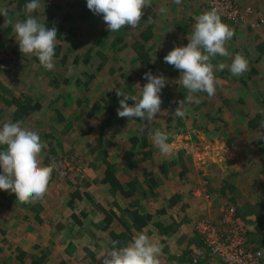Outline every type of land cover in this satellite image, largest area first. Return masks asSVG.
Returning a JSON list of instances; mask_svg holds the SVG:
<instances>
[{
	"label": "rangeland",
	"instance_id": "374dc122",
	"mask_svg": "<svg viewBox=\"0 0 264 264\" xmlns=\"http://www.w3.org/2000/svg\"><path fill=\"white\" fill-rule=\"evenodd\" d=\"M198 1L202 7L200 14L211 10L208 0ZM239 1L264 13V0ZM17 15L21 16L20 12ZM35 18L41 22L40 17ZM222 22L234 30V36L225 47L232 57L236 53L243 54L248 60V70L241 76H233L226 67L219 75L218 68L214 66L218 80L214 97H208L207 93L195 94L200 103L186 105L187 115L184 118L177 117L174 112L177 102L185 99L187 94L179 81L180 71L172 74L173 66L164 62L160 51L148 43L146 47L153 56L155 68L141 62L135 43L139 31L137 27L125 26L119 32H110L109 36H105L102 31L106 29V24L102 15L92 17L91 22L85 23L84 29L80 27L77 36L56 38V45L63 44L61 52L71 50L67 62L54 59V56L51 71L45 70L34 55H22L15 37L12 42L10 35L0 31V47H4L10 57L7 69H0V72L11 69L13 64V80L5 79L12 86V93L6 91L4 95L12 99L23 89L42 90V94L40 91L33 94L34 104L38 107L29 119L30 123L24 127L36 131L47 144L39 159L43 166L53 167L44 197L29 203L39 204V208L43 209L39 215L32 206L16 200L14 194L0 190V264L6 260H12L13 264H37L34 260L42 252L36 244L42 241H45L48 253L41 264H61L63 261L66 264H102L101 257L110 251L108 243L111 236L109 230L102 226L107 216L98 205L114 216L110 229L122 228L119 217L130 219L127 215L130 208L139 209L141 213H156L157 219L153 222H157L160 228L174 223L173 230L167 234H175L172 245L169 244L172 248L163 250L162 256L165 260L163 264H179L181 261L175 263L177 257L172 255L177 248L184 251L193 243L194 235L190 232L195 221L203 213L209 215L207 209L214 206L201 198L196 200L191 197L194 187L200 182L207 180L211 191L231 201L228 195L232 193L226 185L224 195V186L226 182H235L237 191L233 193L237 197L264 204V131L248 125L256 112L264 115V56L258 59L257 50V42L264 41V26L253 29ZM181 33H186L187 37L191 29ZM182 35L179 36L180 41L187 42L188 39ZM71 43L74 47L70 46ZM89 47L94 48L96 58L88 64L82 60L75 64L74 55L84 53ZM59 58L62 57L59 55ZM220 62L230 65L232 59L216 56L211 60V63ZM149 71L154 72L153 75L162 74L166 79L160 93L162 111L151 123L135 117L129 120L118 117L119 101L111 104L116 107L114 112L106 109L104 99L115 95L116 89L139 96L142 89L137 84L142 88L147 83L144 74ZM224 95L228 103L232 101V105L226 104L218 111V106L223 107L221 99ZM212 99L215 101L213 105L210 103ZM127 103L129 106L134 104L131 100ZM4 112L7 117L9 112ZM145 129L165 132L174 154L162 155ZM143 132L146 133V144ZM99 138L101 146H106L108 150L106 155L102 147L96 148ZM179 155L182 156L181 161L178 160ZM65 157L73 162L80 161L81 170L76 169L63 178L56 172V167ZM107 161L113 164L126 190H130L131 183H134L136 190L132 195H124L103 182ZM176 193L184 196L178 203L171 204V196ZM162 208L164 211L160 215L156 209ZM74 215L84 222H77ZM38 216H42L43 220H39ZM259 218L251 215L248 222L253 241L258 242L253 246L264 250V230L258 228ZM60 222L64 225L63 231L56 228ZM153 222L149 224L153 225ZM34 225L40 234L35 232ZM86 226L96 229L91 238L87 237ZM186 228L190 230L186 231ZM76 230L85 234V237L81 234L79 242L70 237ZM44 232L47 238L42 236ZM138 232L134 230L133 236ZM143 232L146 233V230ZM11 245H15L14 252L10 250ZM22 251L25 253L23 256Z\"/></svg>",
	"mask_w": 264,
	"mask_h": 264
},
{
	"label": "clouds",
	"instance_id": "9594fccd",
	"mask_svg": "<svg viewBox=\"0 0 264 264\" xmlns=\"http://www.w3.org/2000/svg\"><path fill=\"white\" fill-rule=\"evenodd\" d=\"M179 5L182 0H173ZM41 7V0H30L24 6L26 19L15 22L8 17L6 8L0 9V16L5 17V24L12 25L15 41L22 55H34L40 65L47 71L54 68L53 58L57 38V28H48L31 15ZM151 7V0H87V8L94 14L102 15L109 32H119L121 28L137 27L144 15L143 9ZM161 14L167 9L161 7ZM151 22L150 17L148 18ZM191 35H188L186 46H174L164 56V62L180 71V84L186 89L185 99L177 102L175 115L184 118L187 115L186 105L200 103L197 93H207L213 97L218 84L211 60L216 56L229 57L230 65L218 64V70L226 67L233 76H241L248 70V60L241 53L234 57L225 47L226 42L234 36V31L222 22L217 8L205 11L194 17ZM147 83L140 89L139 96L116 89L119 100L117 115L120 118H139L151 123L161 113V90L166 85L165 77L153 75L150 71L144 74ZM134 101L129 106L127 101ZM153 145L162 155H173V148L168 143L169 136L160 129H145ZM47 148L36 131L22 127L21 122H5L0 127V190L15 194L21 203H30L33 199H42L47 191L52 166H43L39 155ZM113 242L111 251L101 258L102 264H160L159 256L162 245L155 243L143 231L135 234L126 246L116 247Z\"/></svg>",
	"mask_w": 264,
	"mask_h": 264
},
{
	"label": "crops",
	"instance_id": "0c3cea01",
	"mask_svg": "<svg viewBox=\"0 0 264 264\" xmlns=\"http://www.w3.org/2000/svg\"><path fill=\"white\" fill-rule=\"evenodd\" d=\"M27 2H30V0H17V1L16 0H0V9L6 8L8 11V17L11 18L14 22L16 20H24L26 19V14L23 12V9ZM16 3L19 6H17ZM161 7H165L168 10L166 14L160 13L159 9ZM19 12L21 16L17 15ZM143 12H144L143 17L144 16L146 17L145 19H142L139 22V24L137 25V29L140 31V30H143L145 27H147L146 25L149 23L148 18L150 17L151 22L149 24L152 25L153 38L150 41L143 40L141 41V43L150 44V46H153L154 49L159 50L160 51L159 53L162 54V56L164 57L169 51L173 49L174 46H186L187 45L188 41L187 42L180 41L179 36L180 34H183L182 36L185 37V39H187L188 36L187 37L185 36L186 33H181V31L186 30L189 32V30L192 29V25L195 23L194 17L200 15V12H202V7H200L198 0H182V3L179 5L173 3V0H151V7L144 8ZM31 15L35 17L36 16L40 17L41 23L43 24H45V22L48 21L49 24L51 25L49 28H52L53 26H55L57 29H60L61 26H63V29L75 28L77 30V33L80 27L81 29H84V27L86 26L85 23L91 22L92 17L98 16V14H94L91 10L87 8V0H53V4L51 6L47 5L46 0H41V7L35 12L31 13ZM82 15H85L86 18L84 16L82 17ZM186 23H189L188 27L186 26ZM1 24H2V27H0L1 28L0 31L6 32L8 35H10L9 38L12 41V38L15 37V34L12 31V25L5 24V17L3 16H0V25ZM105 30L108 31L107 25H106ZM189 35H191V33ZM257 43L259 44L264 43V41H260ZM259 44H257V46ZM234 45H235V42H233V46ZM0 46H2L1 43H0ZM3 49L4 47L3 48L0 47V50H3ZM59 55L63 57L64 53L59 51L58 56L56 55L55 56L56 58L54 59H60V61H62V58H59ZM10 67L11 69L0 72V127H2L3 123L5 122H8V121L17 122L18 121V120H15V117H14L15 115L14 113L17 108L16 99L21 98V97H26V96H31L33 98L35 97L33 94H37L38 91H40L42 94L41 89L35 92L29 91L30 89L28 90L23 89L22 90L23 92L14 96L12 99H8L5 96L6 91H8L11 94L12 86L9 85L7 81H5V79H8V81L13 80L12 79L13 75L11 73L13 70V64L12 66L10 65ZM171 71H172V67H171ZM7 76H11V77H7ZM56 84L59 85L57 81H56ZM43 99L44 97L41 99L42 100L41 103H43ZM4 111L9 112L7 117ZM34 112L30 115L25 116L24 119L19 121L21 122L22 127H24L26 123L28 124L30 123L29 119L33 117L32 115L34 114ZM11 113L13 114L12 116L9 115ZM193 196L191 197L196 200L200 199L196 196L194 197ZM217 197H219L218 194H217ZM158 210L159 209H156L157 213H158ZM153 219L154 220L157 219L156 213L153 214ZM156 224H157L156 222H153V225H150V224L147 225L142 231L146 230V234L148 236H151V239L153 242L159 243L162 245V253L159 256V261H160V264H163V262H165L162 256L164 254L163 250L166 251V250H169V248H172L169 246V244L171 243L172 240H174L175 234H173V236L171 235L172 233L167 235L169 232L165 234L164 231H162L164 227L161 229ZM122 228H119V231ZM189 230H190L189 228L188 229L186 228V231H189ZM190 233L194 235V241H192L193 243L187 246V248L184 251H182V249L180 248H177L176 253L172 255V256L175 255V257H177L175 259L177 261L174 260L175 263H177L178 261H181L179 262V264H190V261L188 258L190 248L193 245L200 243L198 236L194 232V227H192V232ZM89 236L91 238L90 233H89ZM182 238L183 236L180 237V239ZM111 242L112 240L108 243L110 251L113 248V244H111ZM164 245L165 247L163 248ZM184 246L185 245H183L182 247ZM92 256L95 258H98L97 255L92 254ZM202 264H208V263L202 262Z\"/></svg>",
	"mask_w": 264,
	"mask_h": 264
},
{
	"label": "trees",
	"instance_id": "16d2710c",
	"mask_svg": "<svg viewBox=\"0 0 264 264\" xmlns=\"http://www.w3.org/2000/svg\"><path fill=\"white\" fill-rule=\"evenodd\" d=\"M261 8V7H258ZM263 9V8H262ZM85 17V15H82V17ZM86 18V17H85ZM221 19L228 23L223 17H221ZM150 23V22H149ZM148 23V24H149ZM146 25L147 27H145L143 30H140L138 33V40L135 41L136 46L138 48V53H139V58H141V62L149 67V68H155V64L153 62V56L150 55L149 53V49L146 47V44H142L141 41L145 40V41H150L153 38V29H152V25ZM45 26H47L48 28L51 26L49 24L48 21L45 22ZM102 33L105 34V36H109V31H102ZM77 36V30L75 28L73 29H63V26H61L60 29H57V39H65V38H70V37H75ZM71 47H74V43L70 44ZM76 46V45H75ZM63 48V44H57L55 46V56L59 54V51L61 52V49ZM69 50H71L70 48L68 49V51L66 53H64L63 57H62V62H67L68 61V53ZM257 50H258V59H261L262 56H264V43H260L257 46ZM94 48L93 47H89L88 49H86L84 51V53H79V54H75L74 56V63L78 64L80 62V60H82L85 64L90 63L95 57L94 55ZM96 53L103 55L101 51H97ZM104 59L107 60V57L104 56ZM216 68H218V64L217 63H212ZM99 66H102L101 64ZM174 69V70H173ZM225 69L223 71H218L219 75H222L224 73ZM256 70H254L255 72ZM172 74L178 73V70L175 69L174 67L172 68ZM152 74L154 72H151ZM228 73V70L226 71V74ZM92 77V75H91ZM60 78V77H59ZM66 81H69V79H65ZM243 81L246 82V79L243 78ZM78 83H81L80 80H78ZM214 97V96H213ZM121 97H117L116 93L115 95H112L110 98L108 99H104L105 100V106L106 109H108L111 112H114L116 107H114V105H111L112 103H116L119 101ZM242 99V98H240ZM134 102V101H131ZM210 103L213 105L215 103V101L212 99V101H210ZM221 103L223 104L221 106H218V111L224 109V105L229 104L232 105V101L231 103H228V100L226 98V96L224 95V97L221 99ZM16 104H17V108L15 111V120H22L24 119L25 116L32 114L38 107V104L36 105V103L34 104V99L31 96H26V97H21L16 99ZM211 117V116H210ZM248 125L252 128H260L262 131H264V115H262L260 112H256L254 114L253 117H251L248 121ZM101 136V135H100ZM143 138H144V144L147 143V139H146V133L143 132ZM135 140H138V138H136ZM102 144V140L101 138L98 139V146H96V148H101L102 147V152L106 155L107 154V148L106 146H101ZM182 156L179 155V161H181ZM182 164V162H181ZM58 167V166H57ZM57 167H56V172H57ZM158 180H156L157 182ZM103 182L104 183H109L113 189H115L116 191H120L122 192L124 195H132L135 190H136V186L134 185V183H131V189L130 190H126L121 181L119 180L117 174H116V170L113 166L112 163L107 161V167L105 170V176L103 178ZM226 185L228 186L230 192L232 193L231 195H228L237 205V209H238V214L240 215L241 218H243L246 221H249L250 219L249 216L251 215H255L260 217L259 221H258V228L259 229H263V225H264V204L263 203H252L248 198H246L245 200H243L241 197V199L239 197H237V195H235L233 192L237 191V186L235 182H226L225 184V190H224V195H226ZM15 195V194H14ZM73 196V195H72ZM184 195H182L181 193H176L174 194L171 198V204H176L178 203L182 197ZM26 206H32V209L39 215V213H41V211H43V209L39 208V204L38 205H31L29 203H25ZM73 204V203H71ZM98 208L102 211H104L106 213V218H105V224L102 225L103 228L109 230V234L111 236V244H113L114 241H118L119 243L116 245V247H122V246H126V244L132 240L133 238V231H142L147 225H149V223H151L152 221H154L153 219V213H141L139 209H129L127 215L130 216V219H125L123 216L119 217V221L120 224L123 226V228L119 231L116 229H110V225L112 224V222L114 221V216L108 212V210H106L105 208H103L101 205H98ZM164 209H159L158 213L161 215L163 213ZM206 213L201 214V216H205ZM25 217V216H24ZM74 218L77 222L79 223H83L84 221H81L76 215H74ZM39 220H43L42 216H38ZM250 222V221H249ZM157 223V222H156ZM101 226V227H102ZM174 223H170V225H166L164 226V229H162V231H164V233L170 232L171 230H173ZM158 227H160L158 225ZM56 228L58 229V231H63L64 225L62 222L58 223V225L56 226ZM34 229L35 232L37 233V229L38 227L36 225H34ZM33 229V230H34ZM86 231L88 232L87 237L89 236V233L91 234V236L94 235L95 230L96 229H92L89 226L85 227ZM40 234V233H37ZM42 236H44L45 238H47V233H41ZM85 237L84 233H82V230H76L74 232H72V234L70 235L71 239H74V242H79V239L82 237ZM99 234V233H98ZM253 233L250 231V240L251 243L257 244L258 242L253 241L252 239ZM77 238V239H76ZM40 244H36V246L41 249V256L36 257L35 258V262L37 264H41V262H43L46 258V255L48 253V251H46V247H44L45 241L39 242ZM261 244V242H259ZM85 247V246H84ZM86 248V247H85ZM10 250L11 252L15 251V245H11L10 246ZM24 251H22V256L24 255ZM12 260H6L4 261L3 264H13ZM61 264H66L64 261Z\"/></svg>",
	"mask_w": 264,
	"mask_h": 264
},
{
	"label": "built area",
	"instance_id": "2783aa9c",
	"mask_svg": "<svg viewBox=\"0 0 264 264\" xmlns=\"http://www.w3.org/2000/svg\"><path fill=\"white\" fill-rule=\"evenodd\" d=\"M46 3L51 6L53 0ZM208 3L210 9L217 8L220 16L235 27L258 29L264 26V13L251 5H242L239 0H208ZM9 60V53L0 50V69H7ZM70 160L65 157L58 164L57 173L63 178L76 169L81 170L80 161ZM193 193L214 206L208 205L209 215L195 221L194 232L200 243L190 248V264H264V250L251 243L249 222L240 217L236 203L217 197L207 180L196 185Z\"/></svg>",
	"mask_w": 264,
	"mask_h": 264
}]
</instances>
